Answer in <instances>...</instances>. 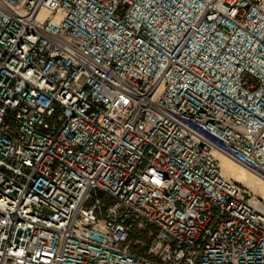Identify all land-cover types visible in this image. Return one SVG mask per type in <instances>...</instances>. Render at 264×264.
Returning <instances> with one entry per match:
<instances>
[{
	"label": "built area",
	"instance_id": "built-area-1",
	"mask_svg": "<svg viewBox=\"0 0 264 264\" xmlns=\"http://www.w3.org/2000/svg\"><path fill=\"white\" fill-rule=\"evenodd\" d=\"M264 0H0V264H264Z\"/></svg>",
	"mask_w": 264,
	"mask_h": 264
},
{
	"label": "bare ground",
	"instance_id": "bare-ground-1",
	"mask_svg": "<svg viewBox=\"0 0 264 264\" xmlns=\"http://www.w3.org/2000/svg\"><path fill=\"white\" fill-rule=\"evenodd\" d=\"M215 155L220 160L222 174L225 178L242 184L247 189H250L255 195L264 199V180L250 173L230 158L218 153ZM261 210L264 212L263 207Z\"/></svg>",
	"mask_w": 264,
	"mask_h": 264
},
{
	"label": "rangeland",
	"instance_id": "rangeland-1",
	"mask_svg": "<svg viewBox=\"0 0 264 264\" xmlns=\"http://www.w3.org/2000/svg\"><path fill=\"white\" fill-rule=\"evenodd\" d=\"M248 191L251 193L252 196L256 197L257 200H259L261 202L263 210H264V199H262L259 196L255 195L250 189H248Z\"/></svg>",
	"mask_w": 264,
	"mask_h": 264
}]
</instances>
